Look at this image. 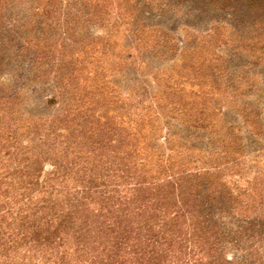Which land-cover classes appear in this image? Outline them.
Instances as JSON below:
<instances>
[{"label": "rangeland", "instance_id": "rangeland-1", "mask_svg": "<svg viewBox=\"0 0 264 264\" xmlns=\"http://www.w3.org/2000/svg\"><path fill=\"white\" fill-rule=\"evenodd\" d=\"M51 1L0 0V103L19 97L21 133L97 113L154 172L200 173L264 220V0ZM254 249L226 257L264 264Z\"/></svg>", "mask_w": 264, "mask_h": 264}, {"label": "trees", "instance_id": "trees-1", "mask_svg": "<svg viewBox=\"0 0 264 264\" xmlns=\"http://www.w3.org/2000/svg\"><path fill=\"white\" fill-rule=\"evenodd\" d=\"M72 84L68 76L61 88ZM18 99L0 103V264H233L228 251L254 259L264 245L256 202L243 207L200 173L154 172L137 139L126 143L97 113H75L70 127L35 116L21 133Z\"/></svg>", "mask_w": 264, "mask_h": 264}]
</instances>
